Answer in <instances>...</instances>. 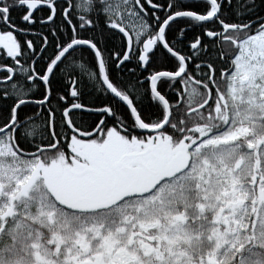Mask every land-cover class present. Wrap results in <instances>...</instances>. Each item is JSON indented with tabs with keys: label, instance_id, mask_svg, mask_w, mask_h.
I'll return each mask as SVG.
<instances>
[{
	"label": "snow or ice",
	"instance_id": "snow-or-ice-1",
	"mask_svg": "<svg viewBox=\"0 0 264 264\" xmlns=\"http://www.w3.org/2000/svg\"><path fill=\"white\" fill-rule=\"evenodd\" d=\"M0 264H264V0H0Z\"/></svg>",
	"mask_w": 264,
	"mask_h": 264
}]
</instances>
